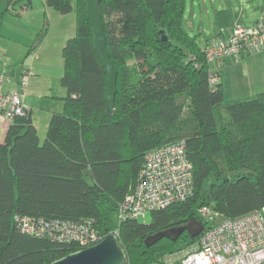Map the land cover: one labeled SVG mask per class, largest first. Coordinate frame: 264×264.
I'll return each instance as SVG.
<instances>
[{"label": "trees", "instance_id": "1", "mask_svg": "<svg viewBox=\"0 0 264 264\" xmlns=\"http://www.w3.org/2000/svg\"><path fill=\"white\" fill-rule=\"evenodd\" d=\"M46 3L61 13L74 9L72 0ZM31 4L7 0L4 11L19 14ZM98 6L118 72L114 111L107 110L108 74L86 0H76V31L62 49L63 109L51 114L43 140L30 109L0 138V264H49L78 249L25 233L16 213L91 220L105 236L118 228L126 264H149L196 237L184 231L149 246L146 237L200 219L201 205L224 216L264 205V90L226 99L206 43L185 27L186 0H100ZM176 141H184L193 164L192 195L152 210L149 220L116 224L115 209L138 180L145 153Z\"/></svg>", "mask_w": 264, "mask_h": 264}, {"label": "built area", "instance_id": "2", "mask_svg": "<svg viewBox=\"0 0 264 264\" xmlns=\"http://www.w3.org/2000/svg\"><path fill=\"white\" fill-rule=\"evenodd\" d=\"M264 48V22L253 26L236 23L226 36L215 37L204 46L213 71L227 57L235 59ZM0 47V58L3 56ZM216 76L211 77L215 82ZM9 80L0 66V126H9L17 115L29 107L23 99L24 80L20 89L3 90ZM194 191L193 164L184 141L149 149L135 185L119 203V222L123 218L146 217L154 209L186 199ZM205 228L195 240L168 251L149 264H264V205L237 216H224L212 205L198 208ZM222 217V218H219ZM15 220L25 233L74 243L78 249L101 241L103 235L91 220L45 218L16 213ZM207 225V226H206ZM118 237V228L113 232Z\"/></svg>", "mask_w": 264, "mask_h": 264}, {"label": "rangeland", "instance_id": "3", "mask_svg": "<svg viewBox=\"0 0 264 264\" xmlns=\"http://www.w3.org/2000/svg\"><path fill=\"white\" fill-rule=\"evenodd\" d=\"M232 1L234 2L233 8L240 12L242 0ZM39 2L40 0H34L29 6L30 8L26 7L30 9L27 15L12 14L10 11L0 10V33L6 39L8 38L12 41L6 47L3 44L4 42H2L0 47L5 50L4 58L6 62L8 60L10 63L8 68L4 63L7 71L2 68L8 72L11 82L9 86L7 84L10 82H7L5 86L3 85L2 89H20L22 82L26 81L23 99L27 91L30 96L33 93L35 98L32 104L33 111L36 112L35 119L38 121L39 134L41 139H44L51 112L54 110L61 111L64 106L63 99L60 97L61 94L66 92L65 86L61 83V77L64 72L62 49L69 33L76 31V11L70 14H63L55 9H50L45 16ZM243 2L246 3V0ZM73 6L74 10H76V2ZM228 6L227 0H186L184 20H188L189 17L196 13L197 20L202 21L201 30L203 34L210 35L216 31L217 20L218 22L220 21L221 13ZM25 9L21 10V13ZM46 25L44 37L38 42L39 32L45 29ZM2 27L7 30L6 33L2 30ZM191 30L190 28L189 31ZM198 30L196 29L194 33L198 32ZM31 45H34V47L29 49ZM263 61L264 59L260 62ZM260 62L252 61L249 63V61L241 60L240 62L226 63L223 67H221V64L218 67L217 72L221 71L222 68L221 80L224 85L226 99L244 97L258 91L256 87L259 86L262 78H264V69L261 74L262 78L250 80V77L252 75L251 70H257L260 66L264 67V63ZM211 65L214 66V64ZM27 106L29 107L28 104ZM0 134L2 135L3 132ZM88 179H91L89 174ZM211 180L212 177L206 179L205 190ZM119 217L120 210L117 206L114 214L116 224H119ZM149 219L150 212L147 213L146 217L142 218V220Z\"/></svg>", "mask_w": 264, "mask_h": 264}, {"label": "water", "instance_id": "4", "mask_svg": "<svg viewBox=\"0 0 264 264\" xmlns=\"http://www.w3.org/2000/svg\"><path fill=\"white\" fill-rule=\"evenodd\" d=\"M100 0H86L90 19L93 25L94 44L99 57L106 67L108 74L107 110L113 112L114 98L117 90V68L107 47L104 20L99 9ZM166 38V36H163ZM205 228V223L196 216L185 224L173 225L148 235L145 243L149 246L163 237L176 240L179 235L187 231L191 237L198 236ZM127 255L114 233L107 234L101 241L93 245L73 251L49 264H126Z\"/></svg>", "mask_w": 264, "mask_h": 264}, {"label": "crops", "instance_id": "5", "mask_svg": "<svg viewBox=\"0 0 264 264\" xmlns=\"http://www.w3.org/2000/svg\"><path fill=\"white\" fill-rule=\"evenodd\" d=\"M32 1H34V0H32ZM243 1L244 0H242V2L240 3V12H238L236 9L233 8L234 2L232 0H227L229 6H228V8H225V10L221 13L220 21L218 22V20H217L216 31L214 33H212L213 35L210 34L211 36L203 34V32L201 30V27L203 24H202V21L197 20L196 13H194L192 17H189L188 20L187 19L184 20L185 27L187 28L188 31L191 28L192 29L190 31L191 33L198 34L199 35L198 36L199 41H200L201 45H203L215 37L226 36L227 34H229L234 23L235 24L240 23V24H244L247 26H253L259 20H262L264 22V0H246V3H244ZM75 2H76V0H72V4H74ZM6 3H7V0H0V10L5 8ZM39 3H40V6L43 8L45 16H46L47 11H49L50 9L54 10V8L47 5L46 0H40ZM29 8H26V9L24 8L25 9L24 12L23 13L20 12L19 14H24V15L29 14V10H30ZM71 12L74 13L75 10L73 9L72 11H70L68 13H63V14H70ZM196 29H199V30H198V32L194 33V31ZM2 30L4 31V33L7 32V30H4L3 27H2ZM74 34H75V32L74 33L70 32L66 41L68 40V38L72 37ZM3 35H5V34H3ZM202 38H204V39H202ZM2 42H4L3 44H5V47L7 46V44L12 43V41H10V39H8V38L6 39V37L2 36V33H0V44ZM65 43H64V45H65ZM32 46L33 45H31L29 49H32L31 48ZM3 53H5V50L3 51ZM28 53H30V51H28ZM262 59H264V48H262L261 50H259L256 53H252L249 55H247V54L242 55L238 59H235L233 57H227L223 60L221 67H223L224 64H226V63L240 62L241 60L249 61V63H251L252 61L253 62L259 61L260 62V61H262ZM4 63H5V66L8 68L10 63L8 60L6 62V59L4 58V54H3V56L0 58V66L5 68L7 71V68L4 66ZM260 63H264V61L260 62ZM263 69H264V67L260 66L257 70H251L252 75L250 77V80L262 78L261 74L263 73ZM220 72H221V76H222V68H221ZM7 74H8V72H7ZM7 82H10V76H9V80ZM7 82H5L3 85L5 86L7 84ZM10 84H11V82L8 83L7 85L9 86ZM64 88H66V87H64ZM256 88L258 89V91H256L254 94H257L258 92L264 90V78H262L259 86ZM65 90H66V92L64 94H61V96H60L62 99L67 94V88ZM254 94H251V95H254ZM247 96H250V95H247ZM244 97H246V96H244ZM34 100H35V98L33 96V93H32V96H30V95H28V91H27V94L24 95V101L29 105L32 121L36 125L38 133H39L40 130H39L38 121L35 119V113L36 112L33 111V106H32V104L34 103ZM63 103H64V99H63ZM54 111H56V110H54ZM54 111H52L51 113H53ZM6 130H7V126H5V127L0 126V133L3 132L2 135L0 134L1 139L4 138ZM39 137L41 139L40 134H39ZM41 140H43V139H41Z\"/></svg>", "mask_w": 264, "mask_h": 264}]
</instances>
